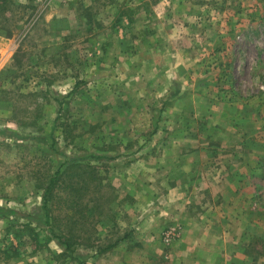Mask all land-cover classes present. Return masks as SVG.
Segmentation results:
<instances>
[{
  "label": "rangeland",
  "instance_id": "374dc122",
  "mask_svg": "<svg viewBox=\"0 0 264 264\" xmlns=\"http://www.w3.org/2000/svg\"><path fill=\"white\" fill-rule=\"evenodd\" d=\"M0 206V264H264V0H0Z\"/></svg>",
  "mask_w": 264,
  "mask_h": 264
},
{
  "label": "crops",
  "instance_id": "0c3cea01",
  "mask_svg": "<svg viewBox=\"0 0 264 264\" xmlns=\"http://www.w3.org/2000/svg\"><path fill=\"white\" fill-rule=\"evenodd\" d=\"M224 124L228 125L225 121ZM258 153H256V158L255 160H247V159H240L238 162H240L239 164L245 166L247 169H250L249 171H247L246 173L247 176L245 177V173L240 174V173H234L233 171H227L226 173L221 174L219 177L217 178V180H212L213 183H215L219 189L218 190H214V186H211L210 184L207 185L206 187L202 188L203 186L200 187V190L202 188V193L204 195H210L212 192V194L217 195V199L215 200L216 202V207L215 210H218V214L219 217H217L218 219L221 220H240L243 218V216H246L244 213L250 212V214L252 213V211L256 212V208L255 206H252V198H248L250 196L255 195L256 193H259V190L256 189L255 184L253 183V178L255 174H251L250 175V171L252 172L253 168L255 166L258 165ZM170 186H167L169 189V194H171V198L167 199L164 201L163 206L168 205L170 210L172 211H176L180 205H183V203L185 202H181L180 201V195L182 194H188L189 192H187L186 190H189V186L188 185H184V182L180 181V180H176V181H169ZM197 187V186H195ZM192 188V187H191ZM199 188V187H198ZM197 188V189H198ZM199 190V189H198ZM258 190V191H257ZM166 192V191H165ZM164 192V193H165ZM249 195V196H247ZM174 196H176V199L178 198L179 200H175ZM243 197V198H242ZM250 202V205L246 206L247 202ZM204 201L200 202V207H201V212H200V216H202V219L205 220L207 219V213L205 212V207H203ZM191 205H197L196 203H191ZM162 206V207H163ZM166 209V208H165ZM246 213V214H247ZM204 216V217H203ZM247 217V216H246ZM248 218V217H247ZM253 218H248V222L253 223ZM190 252H186L183 255H188L186 258L189 257ZM173 254H171L172 256ZM174 258H176V256H174Z\"/></svg>",
  "mask_w": 264,
  "mask_h": 264
},
{
  "label": "trees",
  "instance_id": "16d2710c",
  "mask_svg": "<svg viewBox=\"0 0 264 264\" xmlns=\"http://www.w3.org/2000/svg\"><path fill=\"white\" fill-rule=\"evenodd\" d=\"M56 181H57V177H56V176L53 177V178H51L50 181H49V185L47 186L46 191H45V194H44V202H43V205H44V206L47 205V201H48V199H47V197H48L47 194L49 193V189H50V187H51ZM0 213H4V214H14V215H17V214H18V212L15 211V210H12V209H5V208H2L1 206H0Z\"/></svg>",
  "mask_w": 264,
  "mask_h": 264
},
{
  "label": "built area",
  "instance_id": "2783aa9c",
  "mask_svg": "<svg viewBox=\"0 0 264 264\" xmlns=\"http://www.w3.org/2000/svg\"><path fill=\"white\" fill-rule=\"evenodd\" d=\"M174 230H167V232H165L164 236L166 238V240L170 239L173 236V232Z\"/></svg>",
  "mask_w": 264,
  "mask_h": 264
}]
</instances>
